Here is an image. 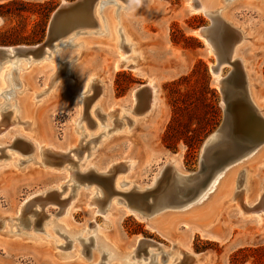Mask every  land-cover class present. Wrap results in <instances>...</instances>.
I'll return each instance as SVG.
<instances>
[{
  "label": "rangeland",
  "instance_id": "obj_1",
  "mask_svg": "<svg viewBox=\"0 0 264 264\" xmlns=\"http://www.w3.org/2000/svg\"><path fill=\"white\" fill-rule=\"evenodd\" d=\"M75 1L0 0V5L10 3L11 8L10 14L0 16V47L30 49L43 44L55 11L63 2L71 5ZM103 1L105 3L101 6L98 3L96 8L99 14L96 27L83 26V23H91L89 7L92 0L83 6L84 9L80 8L79 13L75 12L74 19L70 14L69 17L66 15L67 17L62 18L63 24L65 22L66 25L62 27V33L53 40L52 45L47 46L52 53L45 55V59L48 58L46 60L56 67V73L51 74L49 64H42L45 61L44 57L40 59L42 55L32 54V57H25L21 67H32L28 76L24 70L18 69V65H12L17 56L21 57L23 54H16V58L7 59L10 64L6 66L14 70L11 82L5 81L7 93L0 95V140L7 142L0 145V264H192V255L198 257L197 264H264V212L243 216L233 206L235 201L228 197L232 193L237 172L239 174L236 176L235 192L232 193L237 196L246 192L247 170L254 171L257 182L263 180L264 149L252 158L253 153L215 173L198 189L193 198L185 200L188 197H182L183 201L180 203H172L175 201L170 196L174 197L175 191L171 189H176V178L172 175L167 207L162 205L163 199H159L149 212L147 205L151 200L146 201V195H159L163 192L167 178L159 181L160 184L155 185L152 192L142 194L144 202L140 206L135 202V198L140 197L142 192L133 190L134 186L151 183L161 167L170 159L180 160L183 172H197L204 140L223 122L222 95L214 76L210 74V67L217 62L216 56L208 51L203 40L193 35V30L212 26L211 19L203 13H191L190 8L193 6L187 5L188 0H134L131 6L125 0ZM204 1L213 10L221 5L220 0ZM221 1L222 5L226 6L233 0ZM193 5L197 6V3L194 2ZM106 8L113 11L117 24L121 12H127L128 30L145 48L147 62L144 70L155 78L153 86L160 99L159 107L151 113L144 115L127 110L136 107L132 98L133 90L146 85L149 79L129 68L133 61L126 60L137 52L131 51L133 46L121 30H117L118 44L115 49L108 41L105 35L106 20L102 18ZM231 13L227 12V20H230L233 27L243 31L244 35V40L237 47L238 55L245 61L251 85L264 113V0H253L249 5L243 2L233 15ZM73 23L79 24L68 31ZM85 30L87 36L82 35ZM70 31L79 33L65 38L63 34ZM214 36L219 39L217 33H214ZM70 37L72 39H69ZM82 38L89 41L86 46L87 53L76 65L73 64L67 69L68 72L71 70L74 77L63 80L65 64L69 61L68 58L59 59L61 51L54 53L53 43L57 40V43L65 44L64 49L71 50L75 47L73 43ZM238 39L239 37L236 40ZM119 54L123 56V64H126V67L115 69ZM54 58L56 62L53 61ZM3 59L0 58V66L4 62ZM231 68L224 65L220 77L227 76ZM195 69H198V72L193 74ZM204 74L209 92L204 89ZM50 75L55 76L53 83H57L56 85H45ZM27 77L37 89L39 88L36 103L43 97H49L31 109L33 116L40 123L41 132L37 139L46 145L42 150L39 149L38 140L34 142L30 139L34 136L26 129L27 122L21 115L14 113L17 104L12 107L16 98L21 97L23 93L21 81ZM86 79L88 88L81 91ZM57 85L54 94L49 95L51 88ZM107 87L109 91L105 93L104 89ZM142 91L149 97L147 89ZM82 93L86 94L81 98ZM177 97L180 98V106L187 109L180 112L176 121H173V99ZM208 104L210 106H207ZM114 105H120L121 108L114 109ZM205 111L208 113L206 117ZM12 117L13 120L15 118L14 126H10L8 122ZM190 120L194 121L189 123L191 130L200 127L198 120L212 123L202 141L191 146L184 138L175 136L167 146L163 138L171 122L175 129L173 134L179 131L190 141L192 133H186V129L184 130ZM72 123L76 129L70 137L68 127H71ZM109 127L113 128V131L105 142L104 132ZM19 129L23 131L19 132ZM14 134L20 136L13 137ZM75 140L78 143L70 146ZM16 148L20 151H16ZM34 152L39 155L41 163L34 160ZM117 160L119 164L113 165L114 168L107 178L109 181L113 179L116 187L111 184L103 187L96 178L103 177L101 173L106 171L102 170ZM126 161H133L129 170H126ZM34 162L37 164L34 165ZM90 163H93L94 167L89 168ZM66 174H69L70 181L65 179ZM225 175L226 178L220 181L224 183L225 180V184L217 191L216 201L207 205V199L212 197L213 200L216 195L212 196V193L206 200L203 199L204 203H198L197 201L201 200L199 197L211 193L208 191L211 182ZM119 176L124 177V180L119 181L117 186L116 180ZM188 182L190 184L191 180ZM59 185L62 187L58 188ZM160 185H163L162 190ZM36 191L37 193L33 194ZM78 192L80 196L83 195V200L75 204L76 209L69 212L70 203ZM90 194L94 195L92 202H95L91 207L100 211L94 220L83 206ZM181 195L179 192L177 197L180 198ZM167 197L164 200H167ZM117 205L120 208H117ZM123 207L130 208L140 216L143 213L146 219L141 220L135 214L123 213ZM166 215L169 216L160 223V231L149 227L150 220ZM62 219H67L80 231H66L59 223ZM187 225L206 229L216 234L219 239L208 240L200 233L190 237L185 231ZM103 232L119 239L123 249L128 250L123 256L120 255L122 258L117 256L113 248L100 241L99 235ZM137 237L141 239L135 244ZM39 240L40 245L32 244V241ZM176 241H188V248H181L178 243L176 246ZM172 242L175 245L172 246ZM169 247H174L170 254L165 249ZM54 254H57L56 257Z\"/></svg>",
  "mask_w": 264,
  "mask_h": 264
},
{
  "label": "bare ground",
  "instance_id": "obj_2",
  "mask_svg": "<svg viewBox=\"0 0 264 264\" xmlns=\"http://www.w3.org/2000/svg\"><path fill=\"white\" fill-rule=\"evenodd\" d=\"M81 1V0H80ZM102 1V2H101ZM92 0V2L90 3V7H89V13H90V18H91V23H83L85 25V27H91V26H97L98 25V21L96 22V19L98 20L99 19V14L96 12V8H97V5L99 3V5L101 6L102 4H104L105 2L103 0ZM107 1V0H106ZM126 3L129 4V6H131L135 1L134 0H125ZM116 2V1H115ZM196 2L197 3V6L193 5V3ZM243 2L245 4H250L253 2V0H233L231 2H228V4H226V6H223L222 5V1L220 0V7L217 8V9H211V7L206 4V2L204 0H188L187 1V5L188 6H193V8H190V12L193 13V14H198V13H203L205 16L209 17L212 21V27H213V32H212V37H213V40L212 41H209V39L204 36V35H201L199 33V30H193V35L198 37L199 39L203 40L205 42V44H207V47H208V51L210 53H213V55H215V51L217 50L223 59H226L228 61H237L236 62V65H238V67L240 68V70L243 72L244 76L246 77V81H247V91H248V94H249V97L252 101V103L255 105V107L257 108V110L259 111V113L264 117V113H263V110L260 108V101L258 99V97L256 96V93H255V90H254V87L251 85V81H250V77H249V73L246 69V66H245V61L243 60V58L241 56L238 55V45L244 40L243 38V31H241L239 28H235L233 27V24L230 22V20H227V12L231 11V15H233L234 11L238 8L239 5L243 4ZM114 3V2H113ZM117 4V3H115ZM63 6L65 5H68V3L66 2H63L62 4ZM86 5V4H85ZM118 6V4H117ZM128 6V7H129ZM119 7V6H118ZM117 7V8H118ZM127 7V8H128ZM88 15V14H87ZM71 16V15H70ZM127 16V12H121L120 16H119V24L115 23V20H114V17H113V11H111V9H105L104 12H103V15H102V18L106 20V24H105V30L107 34V39L108 41L113 44L112 47H116V45L118 44V31L121 30V32L127 37L128 41L132 44L133 48H132V52H137L136 55H134L132 58H129L128 60L126 61H130V59L133 61L132 63H130L131 65H129V68L132 69V71H134L135 73H137L138 75H141V76H147L149 81L146 85H143L135 90H133L132 92V98L134 99V101L136 102V107L133 108L131 107L132 109H127L129 110L131 113L133 112H137V113H143L144 115L145 114H148V113H151L154 109L158 108L159 105H160V99L158 97V93L156 92V88L153 86L154 82H155V78L152 76V75H149L148 72H146L144 70L145 68V65H146V62H147V56H146V51H145V48L142 46V44H140L139 40L137 41L133 35L132 32H130L127 28V25H126V18ZM214 21H213V19ZM100 21V20H99ZM100 25V30L102 29V26H101V23H99ZM75 27V26H74ZM204 28V27H203ZM91 29V28H90ZM118 30V31H117ZM74 30H72L73 32ZM71 31L66 33V34H63L64 37L65 36H69L71 35L72 37L73 36H76L78 33H72ZM90 33V32H88ZM102 33L103 30H102ZM214 33H217V35L219 36V39H216L215 36H214ZM91 34V33H90ZM93 34V33H92ZM62 35V36H63ZM82 35H86L87 36V32L85 30V32L83 31L82 32ZM236 38H235V36ZM61 36V37H62ZM237 37H239L238 40ZM66 38V37H65ZM69 39H72L71 37ZM69 41V40H68ZM53 50H54V53H59V59H63V60H66V58H68L67 61H69L68 63L65 64V71H64V74L65 75V78L63 80H70L72 79L73 76V73L71 72V70L68 72L67 69L68 68H71L73 64H77L81 59H83L87 53V49L86 46L89 44V41L88 39H79L77 40L76 42L73 43V46L74 49L71 48V50H67V49H64L63 46L65 45L64 43H57V40L53 43ZM68 44V43H67ZM65 47V46H64ZM77 47V49H76ZM78 47H80V49L78 50ZM82 47V48H81ZM84 47V48H83ZM67 48V47H66ZM8 51H9V55L8 56H3V57H0V58H4L3 59V63H2V66H0V95L2 94H6L7 93V90L5 88V81L7 83V81H9V83L11 82V74L13 72V70H10V68L8 69V66L6 65H9L10 62L7 61V59H13V58H16V52L14 51V49L16 48H7ZM45 50L43 53H40V54H37L35 56H39V55H42L40 57L45 59V55L47 53H52L48 47H45ZM115 49V48H114ZM50 51V52H49ZM53 53V54H54ZM25 55V56H24ZM24 55H21V57H18L14 60V62L12 63V65L15 67L16 65H18V69H22L24 70L26 76H28L30 70L32 67L30 68H27V65L26 66H23L21 67L22 63H24L25 61V57L27 56H30L32 57V53H29V54H24ZM44 55V56H43ZM48 55V54H47ZM52 55V54H51ZM216 56V55H215ZM6 57V58H5ZM51 57V56H50ZM53 57V55H52ZM51 57V58H52ZM24 59V60H23ZM48 59V58H46ZM45 59V61L42 62L43 65H47L49 64V67H51V74H54L56 73V67L48 62L47 60ZM216 59H217V56H216ZM33 60V59H32ZM123 56H121V54H119L118 58H117V61L115 62V69H119L120 67H126V64H123ZM31 61V59H30ZM29 61V62H30ZM34 61V60H33ZM54 62H56V58H54L53 60ZM38 62V61H37ZM36 62V63H37ZM127 63V62H126ZM28 64V63H27ZM32 64V62H31ZM30 64V65H31ZM35 64V63H34ZM216 65V64H215ZM215 65L211 66V68L215 67ZM225 65H228L225 63ZM224 66V63L223 65L220 67V70H219V73H214L212 72V76H214L215 80H216V83L218 85V88H219V83L222 79H224L225 77H220V74H221V70ZM230 66V65H229ZM12 67V66H11ZM231 67V66H230ZM29 70V71H28ZM231 71H232V68H231ZM230 71V72H231ZM229 72V73H230ZM21 76V75H20ZM55 76L54 75H50L48 76L47 80H46V83L45 85H51V84H54L53 83V78ZM97 77V76H96ZM14 82V81H12ZM21 84H22V95H20L21 97H18L16 98V102H15V105L13 104L12 107L16 106L17 104V107L15 108L14 110V113H18L19 115L22 116V118L27 122V127L26 129L29 130V133L31 135H33L34 137L33 138H30L31 140H33L34 142H37V137H39L40 135V132H41V128H40V123L39 121H37V119L33 116L32 112H31V109H32V106L34 105H37L38 103L39 104H42L45 99H48L49 97H43L42 99H40V101H38L37 103L35 102V99L37 98V93H40L39 92V88L37 89L35 87L34 84L31 83V81L29 80V78L27 77L26 79H22L21 81ZM57 83H55L54 85H56ZM87 84H88V79L85 80L84 84H83V87H82V90L81 91H84L87 87ZM18 85V84H17ZM54 87V86H53ZM58 88V85L54 88H51V91L49 92V95H53L54 92L57 90ZM50 89V88H49ZM143 89H147L148 90V93H149V97L147 96V93L142 91ZM220 90V89H219ZM109 91V88H105L104 89V92L105 93H108ZM84 94L86 93H82L81 95V98L82 96H84ZM4 96V95H3ZM103 97V94L102 96ZM12 101V100H11ZM4 104V103H3ZM2 104V106H3ZM99 104V103H98ZM10 105V104H9ZM114 109H119L121 108L120 105H114L113 106ZM113 109V110H114ZM133 110V111H132ZM107 111H108V108H107ZM106 111V112H107ZM112 112V111H111ZM91 113V112H90ZM110 114V113H109ZM1 116L0 115V121H1ZM16 117V116H15ZM144 117V116H143ZM8 122H9V125L10 126H14V122H15V118L13 120V117H12V120L11 118L8 119ZM97 126V125H95ZM93 126V127H95ZM99 128H102V126H99ZM107 126H105L106 128ZM70 129L69 130V134H70V137L73 136V130L76 129V127H73V123L71 125V127H68ZM83 128V126H82ZM19 132L23 131V130H18ZM111 131H113V128L109 127L105 130L104 132V137L105 139L103 141H108L106 140L108 138V135L111 133ZM22 134V133H21ZM17 135V136H20L19 134H14L13 137ZM16 136V137H17ZM99 136V135H98ZM93 137V136H92ZM91 139V138H90ZM215 139V137L212 139V141ZM7 142L6 141H1L0 140V145H4L6 144ZM39 143V149H43L46 147L45 144H43L42 142H40L38 140ZM78 142L77 140H75V143H70V146H73V145H76ZM81 144V143H79ZM78 144V145H79ZM264 144H261L257 147H255L254 149H252L250 152H248L247 154L243 155L241 158H239L238 160H236L235 162L237 163V161H240L241 159H245L248 155H250L251 153L252 157H254L255 155H257L258 153H260L263 149H264ZM27 148V147H26ZM72 149V148H71ZM69 149L71 152L72 150ZM16 151H20L18 148L15 149ZM67 150V149H66ZM25 151V150H24ZM59 151V150H58ZM27 153V152H26ZM36 153H37V150H36ZM36 153L34 152V160L37 161L38 163L40 162L39 161V155H36ZM86 153V151H84V154ZM39 154V153H38ZM31 155V154H30ZM72 157H75V156H72ZM250 158V157H249ZM246 161V160H245ZM20 162V160H19ZM37 162L34 164L36 165ZM119 162L118 160L117 161H113L111 162L110 164H108V166H106V168L104 170H102V172H105L106 173H101L103 177L101 178H96L97 180H99V182L101 184H103V187L104 186H108V185H112L114 186V181L112 179V181H109L107 180L109 174H110V171L114 168L113 165L116 164H119L117 163ZM234 162V163H235ZM41 163V162H40ZM240 163V162H238ZM126 170H129L130 167L132 166L133 164V161H126ZM243 164V163H242ZM232 165V164H231ZM32 166V165H31ZM92 168L94 167V164L93 163H90L89 164V168ZM230 167V166H229ZM234 166H232L233 168ZM165 168H169L170 171H172L171 175H174V177L176 178V182H175V188L176 190L179 188V187H183L184 183H186V177L189 176L191 173H187V172H183L182 169H181V163H180V160L178 159H170L168 160V162H166L160 169V171L158 172V174L153 178L152 182L149 183V184H145V185H135L134 189H136V191H141V195L140 197H136L135 198V202H136V205L140 206V204H142L143 199H144V196L142 194H146V193H150L153 191L155 185H158L160 184L159 180L162 179L163 175H164V171H165ZM231 168V169H232ZM227 169V167H226ZM26 170V169H24ZM229 170V169H228ZM98 171H101V170H98ZM229 172V171H228ZM72 173V172H71ZM225 173V172H224ZM223 173V174H224ZM227 173V171H226ZM239 174V172L236 173V175L234 176V180H233V189H232V193L235 192V183L237 181L236 179V176ZM218 177V176H217ZM220 177V176H219ZM223 178H226V175L223 176L222 178H215L213 181L214 182H211L210 186L211 187H208L210 188L208 191L211 192L209 194H205V196H203L202 198L199 197V199H201L200 201H197L198 203L204 201L207 199V196L211 195L212 193V196H214L215 194V197L214 199L212 200V197H210L209 199H207V201L209 200V202L207 203V205H211L213 203V201H216L215 198L217 199V191H220L222 188H223V185L225 184V180H224V183L223 182H220ZM65 179H67V181H70L69 180V174H66L65 176ZM121 180H124V177L122 176H119V178H117L116 180V184L117 186L119 181ZM66 181V182H67ZM109 181V182H108ZM162 181V180H161ZM167 181H168V178H167ZM122 183V182H121ZM165 183V182H164ZM191 183V182H190ZM122 185V184H121ZM245 190L246 192H242L241 196H237L235 194H232L230 193L228 197H230V199H233L235 201L234 203V207H236L239 211V213H241V215H250V214H260L262 212H264V178L261 182H257L255 180V174H254V171L252 169L247 170V179H246V183H245ZM61 188L62 185H59L58 188ZM116 187V185H115ZM114 187V188H115ZM122 187V186H121ZM69 189V187L67 188ZM130 190V189H129ZM132 190V191H133ZM68 190H66L67 192ZM37 193L34 192L33 194ZM171 193V192H170ZM32 194V195H33ZM58 194V193H57ZM101 194H102V197H103V192L101 190ZM144 194V195H145ZM172 195V194H171ZM202 195V194H201ZM200 195V196H201ZM204 195V194H203ZM63 196V195H62ZM82 196H80V192H78L77 196L76 197H73L72 201L75 200V202H72L70 203V207H69V212L73 211L74 209H76V205L77 203H80L83 199H82ZM59 197V196H57ZM94 197V195L92 196L91 194L89 196H87L86 200L84 201V209L88 211L90 217L92 220H94L95 216L98 215V213H100L99 210H96V209H93L91 206L94 205L95 202H92V198ZM206 197V198H205ZM66 199V198H65ZM198 199V200H199ZM205 199V200H203ZM60 200V199H59ZM70 200V199H69ZM168 200L169 198L167 197V200H164L163 199V206L167 207V203H168ZM69 203V202H68ZM113 203V202H112ZM115 203V202H114ZM116 204V203H115ZM196 204V203H195ZM113 205V204H111ZM119 205V204H118ZM117 205V206H118ZM124 205V204H122ZM198 205V204H197ZM204 205V204H203ZM110 206V205H109ZM108 206V207H109ZM148 208L147 210L150 212L151 209H152V206L150 205H147ZM199 206V205H198ZM137 207V206H136ZM79 208V207H77ZM117 208H120V206H118ZM124 208V207H123ZM195 208V207H193ZM22 209H23V205L20 209V212H22ZM110 209V207L108 208V210ZM115 209H116V206H115ZM167 209V208H165ZM164 209V211H165ZM187 210V209H186ZM192 209H190L191 211ZM123 213H130V214H135L137 217H139L141 220H144L146 218H144L145 216H143V213H142V216H140V214H137L135 212H133V210H130V208H127L125 207L123 210ZM189 211V209H188ZM109 212L111 213V211L109 210ZM108 212V213H109ZM184 212V210H183ZM67 213V212H66ZM64 213V214H66ZM109 213V214H110ZM165 214H167L168 212H164ZM63 214V215H64ZM155 216V214H153ZM158 215V214H156ZM164 215V214H163ZM169 215H166L164 217H157L159 219H152L150 220V223L151 224H148L150 228L152 229H155V230H158L160 231V223L161 222H164V220L168 217ZM65 217V216H64ZM63 217V218H64ZM107 217V216H106ZM152 217V216H151ZM1 218V216H0ZM67 218V217H65ZM163 218V219H162ZM61 219V218H60ZM149 222V221H148ZM61 224V227L63 229H65L66 231H69L71 233H75L76 231H80V229L76 226H74V224H72L71 222H69L67 219H62L61 222H59ZM87 224H85L86 226ZM56 228V227H55ZM200 227L198 226V228L196 227H192V226H189L187 225L186 226V229L185 231L189 234V236H193L194 234L196 233H200L202 235V237L208 239V240H218L219 237L216 235V234H213V233H210V231L206 230V229H199ZM84 229V228H83ZM58 230V229H57ZM59 230H61V228H59ZM49 232V231H48ZM101 231H99L100 233ZM65 233V232H63ZM33 237V236H32ZM100 237V241L107 245V246H110L111 248H113V250L117 253V256L119 255H124L127 251H126V248L123 249V246L121 244V241L119 239H116L106 233H101L99 235ZM78 238V237H77ZM76 238V239H77ZM42 239V238H41ZM141 239V237H137L135 239V244L137 243V241H139ZM43 240V239H42ZM41 240H39V242H35V241H32L34 243L32 244H35V245H40ZM95 241V240H94ZM177 243L180 244L179 247H183V248H188V245H189V242L187 241L186 243H182V241L180 242H177L176 241V246H177ZM174 242H172V246H173ZM153 245V244H151ZM155 245V244H154ZM175 245V244H174ZM141 247V246H140ZM146 247V246H145ZM174 248V247H173ZM172 247H169V248H165L166 250H168L169 254L171 253V251H174ZM134 249V248H133ZM165 250V251H166ZM184 251H186V249H183ZM167 252V251H166ZM188 252V251H187ZM167 253V254H168ZM115 254V253H114ZM168 254V255H169ZM57 254H54V256L56 257ZM71 256H74L75 254H70ZM77 255V254H76ZM79 255V254H78ZM122 256L120 258H122ZM170 256V255H169ZM176 255H171V257H174ZM193 258H194V261L192 262V264H197V260H198V257L196 255H192ZM77 257V256H76ZM119 258V259H120ZM124 258V257H123ZM73 259V258H71ZM78 259V257H77ZM118 259V258H117ZM175 259V258H174ZM177 259V257H176ZM82 262V261H81Z\"/></svg>",
  "mask_w": 264,
  "mask_h": 264
},
{
  "label": "water",
  "instance_id": "obj_3",
  "mask_svg": "<svg viewBox=\"0 0 264 264\" xmlns=\"http://www.w3.org/2000/svg\"><path fill=\"white\" fill-rule=\"evenodd\" d=\"M88 2L89 0H76L71 5H61L51 18L45 42L30 49L16 48L14 49L16 54L24 55L32 53L36 55L43 53L45 47L52 45L53 40L58 37L59 33H62L60 32L62 31V27L64 28L66 25L65 22L63 24L62 20L67 16L69 17V14L74 19L76 13H79L80 8L84 9L85 7L83 8V6ZM78 24L73 23V25H70L68 31ZM198 30L209 41L213 40L212 26L199 28ZM8 55V49L0 47V57ZM215 55L217 56V62L215 67L210 69V74L212 72L219 73L223 63L232 67V71L219 83V91L224 104V119L220 127L210 133L201 146L199 170L186 177V183H184L186 185L179 187L177 190L171 189L175 191L174 197L170 196L175 201L172 203H180L183 201L182 197H188L185 200L193 198L198 189L214 176L215 173L235 162L255 147L264 144V117L259 113L249 97L246 77L238 65H236L237 61L232 62L223 59L217 50L215 51ZM214 137L215 139L212 141ZM166 178H168V181L161 194L146 195V201L150 202L151 200L150 206L155 207V203L159 199L167 197L168 190H170L168 188L172 186V184H169V181L173 178L169 168H165L162 177L163 180ZM189 180H191L190 184H188ZM160 187L162 190L163 185H160ZM179 192L182 193L180 198L177 197Z\"/></svg>",
  "mask_w": 264,
  "mask_h": 264
},
{
  "label": "trees",
  "instance_id": "obj_4",
  "mask_svg": "<svg viewBox=\"0 0 264 264\" xmlns=\"http://www.w3.org/2000/svg\"><path fill=\"white\" fill-rule=\"evenodd\" d=\"M13 3H15V2H12V4ZM9 6H10V3L0 5V16H6V15L11 13V8H9ZM197 72H198V69H195L193 71V74H196ZM204 72L206 73V71H204ZM203 79H204L205 92H209L207 83L205 82V74L203 75ZM173 103H174V107H175V116L173 118V121H176V119H177L176 116L178 114H180V112H183L185 109H187V107L180 106V104H179L180 98L179 97L173 99ZM207 106H210V104H208ZM206 115H208V113H206V111H205L204 116L206 117ZM192 122H194V121L190 120V121H188V126H184V130L186 129V133H188V132L192 133L190 141H188L187 137H183L184 136L183 133H181V132L179 133V131H177L175 134H173L175 129L173 128L174 126L171 122V124L168 126V129H167L165 136L163 138L164 143L168 146V142L171 140V138L178 136L179 138H184V140H186L187 143H190L191 146L192 145H198L202 141V139L207 135V133L209 132V130L207 128L209 126H211L212 123H210V121H207L206 123H204V120L203 121L198 120L197 123L200 127L196 128L195 130H191L189 127L190 126L189 123H192Z\"/></svg>",
  "mask_w": 264,
  "mask_h": 264
}]
</instances>
